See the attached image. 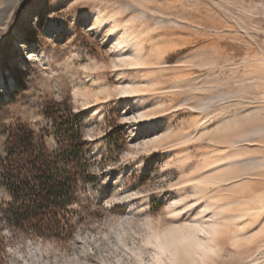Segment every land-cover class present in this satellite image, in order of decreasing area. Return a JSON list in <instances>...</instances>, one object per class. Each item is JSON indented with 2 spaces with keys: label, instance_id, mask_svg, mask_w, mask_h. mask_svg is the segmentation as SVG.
Returning a JSON list of instances; mask_svg holds the SVG:
<instances>
[{
  "label": "rangeland",
  "instance_id": "374dc122",
  "mask_svg": "<svg viewBox=\"0 0 264 264\" xmlns=\"http://www.w3.org/2000/svg\"><path fill=\"white\" fill-rule=\"evenodd\" d=\"M0 264H264V0H0Z\"/></svg>",
  "mask_w": 264,
  "mask_h": 264
},
{
  "label": "trees",
  "instance_id": "16d2710c",
  "mask_svg": "<svg viewBox=\"0 0 264 264\" xmlns=\"http://www.w3.org/2000/svg\"><path fill=\"white\" fill-rule=\"evenodd\" d=\"M77 141H79L77 139ZM38 161L43 168L36 167L35 183L12 182L16 203L11 205V214L17 226L30 225L34 231H58L61 207L71 205L74 188L83 174L69 168L60 171L50 155H41ZM68 161V160H67Z\"/></svg>",
  "mask_w": 264,
  "mask_h": 264
}]
</instances>
